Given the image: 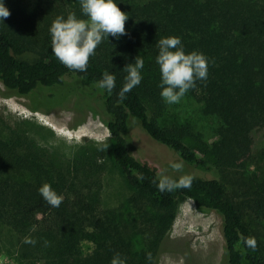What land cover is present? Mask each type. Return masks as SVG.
Listing matches in <instances>:
<instances>
[{
	"label": "trees",
	"instance_id": "16d2710c",
	"mask_svg": "<svg viewBox=\"0 0 264 264\" xmlns=\"http://www.w3.org/2000/svg\"><path fill=\"white\" fill-rule=\"evenodd\" d=\"M116 3L129 16L126 35L104 39L80 71L54 56L50 35L58 16L86 19L79 0H5L10 16L0 23V82L6 94L38 100L42 89H61L72 78L82 88H97L110 146L80 147L62 158L28 134L0 130V249L19 264H111L117 255L124 264H157L178 207L189 199L200 212L221 218L223 264H264V170L249 173L259 165L252 134L264 127V0ZM170 36L181 39L186 53L207 57V79L183 96L213 121L209 134L194 118L165 121L168 106L181 107L163 101L158 87L157 43ZM136 56L144 61L141 83L121 99L123 68ZM104 72L116 77L111 92L98 85ZM134 124L214 176L191 177L190 187L161 192L156 171L130 152ZM107 163L128 187L115 207L102 202ZM45 183L63 197L59 207L38 193ZM245 238H255L254 249ZM84 243L90 251H83Z\"/></svg>",
	"mask_w": 264,
	"mask_h": 264
},
{
	"label": "rangeland",
	"instance_id": "374dc122",
	"mask_svg": "<svg viewBox=\"0 0 264 264\" xmlns=\"http://www.w3.org/2000/svg\"><path fill=\"white\" fill-rule=\"evenodd\" d=\"M136 2L146 0H135ZM38 100L8 96L0 82V130L28 134L40 147L62 158H71L80 147L110 146V136L105 127L106 119L101 94L97 88L79 86L74 78L66 86L54 91L42 89ZM181 107H169L171 117L193 122L209 134L213 121L200 111V105L183 96ZM169 118V119H168ZM176 120V122L178 121ZM203 131V132H204ZM253 152L259 161V168L251 166L249 173L264 170V127L252 134ZM131 154L140 162L153 168L159 177H198L210 179L213 172L197 170L183 162L173 151L152 141L135 124L128 134ZM183 162L179 171L170 167L172 163ZM103 176L102 202L108 207L117 206L128 196V187L123 176L111 169ZM221 218L214 212L202 213L189 199L180 203L169 234L159 247L157 264H223L224 241L220 231ZM83 251L91 245L83 244ZM0 264H19L13 255L0 249Z\"/></svg>",
	"mask_w": 264,
	"mask_h": 264
},
{
	"label": "clouds",
	"instance_id": "9594fccd",
	"mask_svg": "<svg viewBox=\"0 0 264 264\" xmlns=\"http://www.w3.org/2000/svg\"><path fill=\"white\" fill-rule=\"evenodd\" d=\"M79 3L81 15L86 19L78 18L75 13H70L67 18L58 16L50 26L51 51L69 69L84 71L89 57L94 55L104 39L108 40L109 36L119 39L126 35L125 22L129 16L117 7L116 0H79ZM9 16L10 11L5 6V0H0V23L3 24ZM157 47L155 63L160 73V96L168 104L178 103L189 89L195 87L197 80L207 79V57L196 51L186 53L181 39L175 36L161 38ZM143 67V58L136 56L132 63L123 68L127 76L119 93L121 99L140 85ZM115 82V75L104 72L98 85L111 92L116 86ZM170 167L179 171L183 162L172 163ZM190 185V177L184 176L177 181L162 174L157 187L163 192ZM37 191L53 207H59L62 203L63 197L50 184H43ZM244 242L253 249L256 246L255 238H245ZM111 264L124 262L117 255Z\"/></svg>",
	"mask_w": 264,
	"mask_h": 264
}]
</instances>
